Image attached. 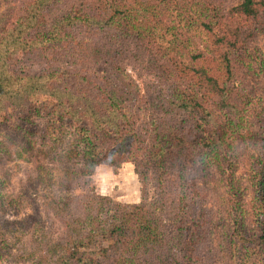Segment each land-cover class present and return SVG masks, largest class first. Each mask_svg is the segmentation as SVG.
<instances>
[{
  "label": "rangeland",
  "instance_id": "rangeland-1",
  "mask_svg": "<svg viewBox=\"0 0 264 264\" xmlns=\"http://www.w3.org/2000/svg\"><path fill=\"white\" fill-rule=\"evenodd\" d=\"M239 1L158 0L162 27L156 38L149 41L128 31L121 21L112 23L110 19L111 24L104 23L105 27L98 26L87 33L81 24L67 20L70 25L64 31V16L72 9L77 10L82 0H44L37 15L32 14L36 0H0V35L17 27L20 17L32 23L24 31V37L18 39L26 48H17L12 43L8 49L7 62L12 69L39 75L48 71L59 74L66 69L79 71L84 66L81 74H90V78L85 74L88 80L96 77L98 83H109L118 90L126 89L123 73L127 74L137 88L130 91L134 95L126 96V102L137 114L142 131L149 120L159 122L163 131H180L184 147L177 146L168 156L166 165L172 180L161 209L156 211L170 241L160 256L168 254L169 249L170 257L181 256L180 245L175 244L183 242L185 232L187 236L191 234L190 226L187 229L180 226L186 220L196 228L192 231L194 240H198L195 249L201 253L204 264H253L256 260L253 255L244 256L242 241L236 235L230 236L237 225L229 209L235 193L243 194L242 206L249 208L251 188L247 167L249 162L259 166L264 149V5L260 4L264 0H256L257 18L231 16L229 23L224 20L219 29L216 26L209 33L198 20L201 17L202 23L206 22L205 15L193 16L185 10V5L204 2L226 18L229 8ZM24 22L25 19L20 28L27 25ZM51 32L55 39H45L43 34ZM226 33L229 39L222 45L218 39ZM33 40L38 43L33 45ZM82 41L90 48H80ZM80 50L87 52L83 63L79 59ZM226 53L232 66L230 75L225 71ZM193 54H202L196 64L234 90L229 99L233 108L217 113L221 125L230 124L223 131L224 141L232 146L227 162L233 166L225 171L224 178L215 166L197 161L198 150L190 148V143L196 144L198 130L174 103L177 100L173 91L178 81L173 71L193 66ZM215 97L209 94L204 100L213 108L211 102ZM45 99L41 96L38 101L39 113L30 107L20 111L23 115L7 100L5 112L0 115V264H53L51 259H58L74 238L81 239L84 235L93 196H105L112 203L122 204L159 200L155 173L150 172L144 193L142 180L131 161L118 167L103 162L92 172L80 175L82 162L79 156L74 157L63 163L69 168V175L62 173L57 182L52 181L50 168L62 161L60 154H47ZM236 109L241 116H234ZM179 170L183 175L177 182L175 174ZM110 205L100 211L101 218L112 214ZM79 218L85 220V226L76 223ZM252 219V214L246 211L237 221L249 231Z\"/></svg>",
  "mask_w": 264,
  "mask_h": 264
},
{
  "label": "trees",
  "instance_id": "trees-1",
  "mask_svg": "<svg viewBox=\"0 0 264 264\" xmlns=\"http://www.w3.org/2000/svg\"><path fill=\"white\" fill-rule=\"evenodd\" d=\"M43 1L34 2L33 15H37ZM170 2L171 0H167V3ZM256 4V0H240L229 8V17L226 18L214 12L215 8L211 10V7L204 2L185 5V10L193 13V16L200 13L205 15L206 22L202 23L201 17L198 20L209 33L214 31L216 26L219 29L224 20L229 23L231 16L245 15L249 18H257L259 9ZM260 4L264 5V1ZM159 8L158 0H82L77 10L72 9L64 16L63 29L67 31L68 25L72 22L81 24V28L87 33L89 29L103 27L104 23L111 24L109 19L113 21L112 23L118 20L128 31L136 35L141 34L150 41L156 38L159 28L162 27ZM24 19L27 25L20 28ZM154 19H157V23ZM67 20L70 23L66 22ZM19 21L17 27L6 30L5 35H0V115L5 112L7 100L14 103L13 108L15 111L18 110V113L30 107L39 113L38 101H41V96L46 97L44 101H48L45 103L48 120L44 137L49 147L47 154H60L59 159L62 161L59 166L50 168L51 180L57 182L62 173L69 175V168L63 163L78 156L82 162L80 175L92 172L103 162L118 167L123 162L131 161L142 180L144 193L149 184L150 172L155 173L160 191L158 201L140 204L112 203L108 197L93 196L92 210L87 223L81 218L76 220L81 227L86 223L82 232L84 235L81 239L74 238L73 243L65 248L62 256L55 260L51 259L52 263L204 264L200 259L201 253L195 249L198 240H194L192 231L196 228L192 222L188 221L190 223L188 224L186 220L180 226L185 229L190 226L191 234L188 233L187 236L185 232L183 242L178 241L175 244L180 245L181 256L170 257L171 249L169 255H159L170 245V241L165 234V225L159 221L156 211L161 209L167 187L172 180L169 169L167 171L168 156L177 146L184 147L182 144L184 139L180 137V131L173 129L163 131L159 122L153 120H149L148 127L142 131L136 119L137 114L126 102V96L130 93L134 95L130 91L137 88L127 74L123 73L126 89L118 90L114 86H109V83H98L95 81L96 77L88 80L85 74L89 78L90 74H81L84 66L79 71L66 69L59 74L58 71H48L39 75L21 74L12 69L11 64L7 62L8 49L12 43L17 44V48H26L18 39L24 37V31L32 25L27 18L20 17ZM52 33L43 36L45 39L53 40L55 35ZM228 39L226 33L218 41L224 45ZM37 43L33 40V45ZM79 47L90 48L84 45L83 41L80 42ZM86 53L80 54L81 63L87 56ZM227 55L228 53L223 56L225 71L230 75L232 66ZM202 56V54H193V66L178 67L173 71V77L178 81V86H174L175 91H173V97L175 96L177 100L174 103L192 120L194 128L198 130L196 144L190 143V148L198 150L197 161L204 165L215 166L224 178L225 171L233 166L227 162L232 146L224 141L226 132L223 131L226 124H230L223 123L222 126L217 113L226 110L225 108H233L229 99L233 97L234 90L221 84L218 78L204 66L196 64L197 59ZM54 81L59 84H55ZM209 94L216 96L211 102L213 108L204 100V96ZM234 116H241V111L236 109ZM247 168L251 188L248 202L250 206L248 209L242 206L243 194L232 195L229 212L233 215L237 226L236 232H231L230 236L236 235V238L242 241L245 247L244 256H255L256 260L253 264H264V149L259 166L254 167L253 163L249 162ZM181 175H183L181 170L176 172L177 182ZM108 204H112L110 209L112 208L113 212L101 218L100 211ZM246 211H249L253 217L251 220L253 226L249 231L244 230L243 224L240 225L241 222L237 221ZM182 221L184 220H180V223ZM193 222L198 223L199 220Z\"/></svg>",
  "mask_w": 264,
  "mask_h": 264
}]
</instances>
